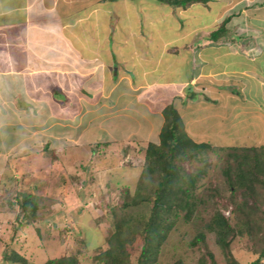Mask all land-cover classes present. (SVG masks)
<instances>
[{
	"label": "rangeland",
	"instance_id": "obj_1",
	"mask_svg": "<svg viewBox=\"0 0 264 264\" xmlns=\"http://www.w3.org/2000/svg\"><path fill=\"white\" fill-rule=\"evenodd\" d=\"M158 1L161 5L164 2ZM200 5L193 6L189 14L191 18L197 16L198 36L204 38L201 35L206 31L209 32L204 35L219 28L226 17L229 20L225 32L217 40L201 41L203 53L199 52L201 56L195 60L199 77L191 82L194 83L191 90H187L189 99H194L195 92L200 97L195 102L182 103L180 109L185 117L196 115L198 104H212L214 109L221 107L223 110L220 112L223 123L201 139V136L193 138L191 128H188L189 118L184 119L182 130L196 142L208 144L183 156L194 147L189 144L185 152L178 154L175 165L181 173L188 175L201 171L199 177L195 174V193L202 200L197 198L198 207L193 219L186 220L182 215L178 218L162 244L156 264H175L177 261L199 264L205 251L203 253L199 245L192 246L190 240L199 231L206 230L205 225L216 209L232 219L233 224L238 220L233 214L241 218L249 212L252 218L246 228L250 232L239 230L232 237L231 254L225 255L216 243L214 233L205 231L208 242L203 246H208L215 255V264H243L258 257L259 264H264V174H255L253 186L241 189L235 184L236 188L231 187L235 173L244 164L239 155L243 151L249 152L252 147L255 149L250 154L264 152V0H210L209 4L202 2ZM143 28V31L147 30L146 25ZM171 35L167 31L162 33L166 39ZM215 53L220 54L219 59ZM115 68L116 65L111 76L118 79ZM120 69L126 68L120 66ZM127 69L125 72L130 71ZM135 79V84L146 82L140 75ZM153 87H136L140 92L134 93V104L127 111L120 98L106 101L112 88L94 89L100 92L99 99L105 104L96 112L85 115L81 107L70 110L67 117L71 120H65L69 124L64 123V126L58 105H40L43 109L39 111L38 122L49 121L54 116L55 123L62 126L58 129L59 134L56 133L58 137L53 138L54 142H48L45 149L39 146L33 153L22 155L21 163L8 165L6 169L0 165V263L42 264L50 258L74 256L77 264H104L99 262L97 255L108 247L105 238L113 232V214L131 215L134 225L137 222L144 224L151 214L153 200L143 203L138 199V204L129 206H124V200L138 198L139 191L140 195L150 192V189L141 187L139 190L137 187L145 180L147 188L152 189L159 177L154 172L147 178H140L147 164L148 144L160 143L161 122L154 118L161 113L152 104L154 102L146 106L156 95L157 89ZM161 92L158 91L159 100L166 97V94H159ZM91 95L94 99L97 97L96 93ZM93 101L95 104L87 103V108L98 105L97 100ZM128 117L130 119H126ZM261 157L264 161V154ZM251 165L258 167L254 160ZM23 193L36 200L35 213L24 215L20 204ZM234 201L241 207L238 212L232 211ZM24 216L32 221L23 223ZM132 253L124 264H138L137 250Z\"/></svg>",
	"mask_w": 264,
	"mask_h": 264
},
{
	"label": "crops",
	"instance_id": "obj_2",
	"mask_svg": "<svg viewBox=\"0 0 264 264\" xmlns=\"http://www.w3.org/2000/svg\"><path fill=\"white\" fill-rule=\"evenodd\" d=\"M200 3L164 6L158 0H0L1 167L21 163L26 153L54 142L58 129L69 124L65 120H71L67 117L70 110L81 107L85 115L101 108L105 103L94 89L112 88L106 101L120 98L127 111L134 104V93L140 92L136 87L152 85L157 92L146 106L154 102L159 108L161 116L154 119L161 122L160 128L163 108L173 103L183 121L189 118L193 138L202 139L211 129H218L223 123L221 107L198 104L197 114L186 118L180 109L182 103L200 97L195 92L194 99H189L187 90L199 75L195 60L203 50L201 41L214 40L212 31L201 35L204 38L198 36L197 16L189 15ZM143 25L147 30L143 31ZM166 31L172 33L167 39L162 36ZM155 40L160 43H152ZM218 55L215 53L217 59ZM115 65L118 79L111 76ZM120 66H129L130 71ZM136 71L146 82L135 84ZM158 91L166 97L159 100ZM93 100L98 105L87 108V103L95 104ZM40 105H58L63 124L55 123L54 116L38 122Z\"/></svg>",
	"mask_w": 264,
	"mask_h": 264
},
{
	"label": "trees",
	"instance_id": "obj_3",
	"mask_svg": "<svg viewBox=\"0 0 264 264\" xmlns=\"http://www.w3.org/2000/svg\"><path fill=\"white\" fill-rule=\"evenodd\" d=\"M161 1L177 6H187L194 2H206L208 0ZM228 20L229 17H226L222 25L212 31L211 36L214 40H217L221 33L225 32V24ZM162 112L165 119L159 132L160 143L150 142L148 144L146 150L147 164L140 175V178L142 176L147 178L150 173L157 172L159 177L156 180L155 187H152V189L147 188V182L144 180L137 188L139 190L141 187L142 189L144 188V190L150 189V192L140 195L139 191L138 195H136L138 198L133 197L131 200H124V206L138 204V199L143 203L148 200H153L151 214L148 219L143 222L144 224L140 225L139 222H137V224L134 225L131 215H123L115 212L113 214L115 217L113 232L109 237L105 238V241L108 242V247L97 255L99 262H104V264H124L132 257V251L134 252L137 250L138 264H156L160 257L162 244L167 239L173 227L178 223V218L182 215L186 220H189L193 219L196 214L195 208L198 207L197 198L200 197L195 193L197 181L195 174L198 176V174H201V171L194 172L190 175L185 174V172L181 173V170L175 165V159L179 153L186 151L185 147L189 144L194 147H192L189 152H185L183 156L195 153V150L199 146L202 147L204 144L208 143L202 141L198 143L191 138L185 130H182L184 121L180 118L181 115L173 103L163 108ZM254 149L255 148L252 147L249 149V152L244 153L243 151L239 155L244 160V164L241 166L242 168L235 173V177H233L234 181L231 186L232 188L235 184L237 188L241 189H245L250 185L253 186L255 174L257 175L258 172L264 174V161H262L261 157L264 152L256 151V154H250V151ZM252 160L255 161L258 167H252ZM202 184H205L204 181H202ZM231 187L230 189L233 191ZM23 195L24 197L20 204L25 212L24 215L35 213L38 207L36 200L27 195V193H23ZM200 199L202 200V198ZM233 206L232 211H240L241 207L238 201H234ZM244 215L245 217L240 218L238 217L239 215L233 214V216L238 219H235L236 222L233 224L231 221L232 219L224 216L223 213H220L219 209H216L213 218L205 225V231L214 233L216 243L221 247L225 255H227V252L230 253L229 248L231 239L239 230L243 232V229H245L246 231L244 232H250L249 229L246 228L252 217L249 212H245ZM24 220L23 223L32 221L28 216H26ZM205 231H199L190 240V244L192 246L199 245L203 253L205 251V255L199 258V264H215V255L207 249L208 246L207 248L203 246V244L205 245L206 242H208ZM263 253L264 249L262 255ZM17 257L19 258V256ZM259 258L260 257L256 258L254 261L243 264H259ZM229 261L231 260L229 259ZM42 264H77V260L74 256H64L50 258ZM175 264L183 263L182 261H177Z\"/></svg>",
	"mask_w": 264,
	"mask_h": 264
}]
</instances>
